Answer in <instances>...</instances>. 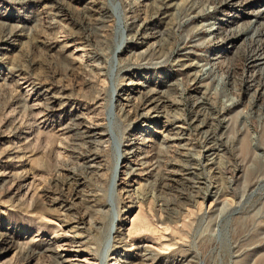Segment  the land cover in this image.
I'll list each match as a JSON object with an SVG mask.
<instances>
[{
	"label": "rangeland",
	"instance_id": "rangeland-1",
	"mask_svg": "<svg viewBox=\"0 0 264 264\" xmlns=\"http://www.w3.org/2000/svg\"><path fill=\"white\" fill-rule=\"evenodd\" d=\"M0 264H264V0H0Z\"/></svg>",
	"mask_w": 264,
	"mask_h": 264
},
{
	"label": "bare ground",
	"instance_id": "bare-ground-1",
	"mask_svg": "<svg viewBox=\"0 0 264 264\" xmlns=\"http://www.w3.org/2000/svg\"><path fill=\"white\" fill-rule=\"evenodd\" d=\"M229 4V3H228ZM245 33L244 32H241V33H239L238 35H236L235 34V36H232L230 39H234L235 41H237V40H239V39H241L242 37H243V35H244ZM121 46L122 45H120L118 48H117V51L118 50H120L121 49ZM253 54H254V52H253ZM255 54L257 55V57H256V60H259L260 58H259V53L256 51L255 52ZM254 57H255V55H254ZM200 78V77H199ZM156 101V100H155ZM154 102V101H153ZM158 103V102H157ZM153 108V107H152ZM207 115H205V117H206ZM209 116V115H208ZM115 182H114V187H115ZM115 230V227H114V223L112 224V227H111V229H110V231H109V236H108V242H107V245H108V247L111 245V242H112V239H113V233L115 232L114 231Z\"/></svg>",
	"mask_w": 264,
	"mask_h": 264
}]
</instances>
